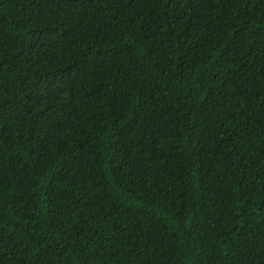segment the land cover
<instances>
[{
    "label": "trees",
    "instance_id": "trees-1",
    "mask_svg": "<svg viewBox=\"0 0 264 264\" xmlns=\"http://www.w3.org/2000/svg\"><path fill=\"white\" fill-rule=\"evenodd\" d=\"M0 264H264V0H0Z\"/></svg>",
    "mask_w": 264,
    "mask_h": 264
}]
</instances>
